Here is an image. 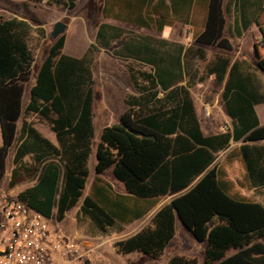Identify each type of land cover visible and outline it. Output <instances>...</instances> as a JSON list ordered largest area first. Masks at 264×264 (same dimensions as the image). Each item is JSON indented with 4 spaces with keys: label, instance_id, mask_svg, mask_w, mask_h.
Returning a JSON list of instances; mask_svg holds the SVG:
<instances>
[{
    "label": "trees",
    "instance_id": "16d2710c",
    "mask_svg": "<svg viewBox=\"0 0 264 264\" xmlns=\"http://www.w3.org/2000/svg\"><path fill=\"white\" fill-rule=\"evenodd\" d=\"M48 1L68 9L78 3ZM194 2L105 0L103 15L162 32L177 20L187 21L181 18V9L187 15ZM226 2L207 0L204 26L194 34L195 42L233 49L225 35ZM233 6L235 30L240 33L255 23L264 43V0H234ZM37 28L28 18L0 13V184L12 152L8 185L34 180L18 193L21 200L58 221L79 205L78 226L86 235L104 238L121 233L126 224L145 217L173 195L135 232L111 241L114 251H139L156 258L175 236L179 219L197 240L206 242L205 264H264V202L232 193L234 183L217 162L219 153L232 142L239 143L228 156L241 155L247 184L264 188V145H258L264 139V124L255 109L264 102V84L243 70L241 60L219 57L210 65L209 73L223 84L231 125L206 134L188 88L168 80L171 67L144 40L126 42L123 55L151 64L153 72L143 74L142 84L129 69L138 94H127L119 122L103 127L96 143L94 179L85 195L95 145L96 80L90 50L73 56L63 52L65 32L54 38L24 100L35 65L30 40L34 35L45 38L44 30ZM108 31L118 37L120 28L102 22L97 30L101 46L111 45ZM255 51L252 67L264 75V57ZM177 64L182 69L180 57ZM31 115L51 125L56 142L34 125ZM107 170L123 191L102 176ZM147 264H198V260L176 254L166 263Z\"/></svg>",
    "mask_w": 264,
    "mask_h": 264
},
{
    "label": "rangeland",
    "instance_id": "374dc122",
    "mask_svg": "<svg viewBox=\"0 0 264 264\" xmlns=\"http://www.w3.org/2000/svg\"><path fill=\"white\" fill-rule=\"evenodd\" d=\"M233 1L227 0L226 2V33L229 35H232L234 31L235 11ZM104 3L105 0H78L75 8L68 9L50 3L48 0H0V13L6 15L15 14L28 18L35 23L39 31L43 29L45 32V38L42 39L38 35H34L30 40V45L35 55V65L32 78L27 84L24 100L28 99L29 88L35 81V72L53 41L52 31L57 21L62 20L68 24V28L65 31L66 41L63 52L80 57L90 50L89 54L92 58V69L96 80V96L94 101L95 145H93V151L88 161L90 176L85 189V195L89 193L94 179L96 143L100 138L103 127L107 124L119 122V113L123 108L121 104L123 96L138 94L137 89L131 81L129 69L133 70L134 74L139 77L138 82L142 84L146 83L143 74L145 72H153L151 64L135 57L123 55L125 54L123 45L126 42L136 44L140 40H144L153 49V52L159 58H162L163 64L171 67L168 80L172 83L176 82L179 88L181 86L188 88L193 98L202 129L206 134L216 133L231 125L222 99L223 84L218 83L215 75L209 73L210 65L213 62L221 56H227L231 60L235 58L240 59L243 70L248 72L255 80H258L261 85L264 84V75L252 67L253 60L256 58L255 50H258L264 57V43L261 39L260 30L255 23L245 30L246 35L242 48L238 44L239 40L234 39L235 47L232 50L208 45L205 49V55L201 57L196 51L197 45L194 41V34L203 28L204 16L206 17V10L201 0H195L187 15L185 14L186 11L181 9V14H183L181 18H188L187 21L177 20L172 25H166L162 32L130 22L109 19L111 17L103 15ZM171 18H174V16L171 15ZM102 22H108L120 28L118 37H112L114 36L113 31L107 32L111 40V45L108 47L101 46L97 42V30ZM178 57H180V61L183 64L182 69L178 64L176 65ZM164 93L163 91L160 95ZM107 97L113 103L110 102L108 105L106 101ZM112 105L116 106L113 107ZM207 106H210L209 114H207ZM260 110L262 111V109ZM30 118L45 136L56 142V135L46 120L36 115H31ZM262 120L264 121L263 115ZM230 150L231 147L219 153L217 162L226 170L227 178L236 183L239 191L241 190L243 193L245 192V194L250 195L247 193L249 192L247 190L249 185L244 177L241 159L237 155L228 156ZM12 156L13 153L11 152L8 160L7 175L0 186L6 189L11 188L15 193H19L24 188L32 185L34 180L28 179L14 187L8 185L12 169ZM102 176L111 181L117 190L123 191L121 183L113 176L110 170L105 171ZM262 193L259 200L264 202V191ZM172 196L161 200L152 212H149L139 220L126 224L121 233L113 234L112 237L116 239L123 238L139 229L148 222L155 210ZM78 207L79 205L67 212L61 225L66 231H78L80 234H85L76 221ZM205 247L206 242L197 240L191 231L177 219L175 236L165 251L156 258L146 257L139 251L117 254L112 247L111 241L106 242L102 249L119 264L166 263L176 254L195 257L198 260V264H205Z\"/></svg>",
    "mask_w": 264,
    "mask_h": 264
},
{
    "label": "built area",
    "instance_id": "2783aa9c",
    "mask_svg": "<svg viewBox=\"0 0 264 264\" xmlns=\"http://www.w3.org/2000/svg\"><path fill=\"white\" fill-rule=\"evenodd\" d=\"M61 223L0 186V264H119L102 249L115 237L69 232Z\"/></svg>",
    "mask_w": 264,
    "mask_h": 264
},
{
    "label": "crops",
    "instance_id": "0c3cea01",
    "mask_svg": "<svg viewBox=\"0 0 264 264\" xmlns=\"http://www.w3.org/2000/svg\"><path fill=\"white\" fill-rule=\"evenodd\" d=\"M201 1H202L203 5H204V7H205V10L207 11V0H201ZM206 11H205V15H206ZM129 18H131V17L129 16ZM204 18H205V16H204ZM109 19L118 20V19H115V18H109ZM118 21H119V20H118ZM121 21H122V20H121ZM225 35L231 39V41H232V43H233V48L235 47V43H234V41H233L234 39H238V40H239L238 44L240 45V48L243 47V40H244L245 35H246L245 30L239 33V31L235 30V28H234V31H233V34H232V35H229V34H227L226 32H225ZM196 45H197V47H196V51H197V53H198L201 57H203L202 53L205 55V49H206V47H207L208 45L200 44V43H197V42H196ZM219 48H220V47H219ZM220 49H224V48H220ZM226 50H227V49H226ZM239 50H240V49H239ZM64 53H65V52H64ZM67 54H68V53H67ZM221 57H227V56H221ZM236 59H237V58L232 59V62H234ZM258 83H259V82H258ZM32 85H33V84H32ZM32 85H31V86H32ZM124 99H125V96L122 97V100H123V101H121V104H122V107H123V108L121 109V111H120L119 114H121V113L126 109V107H127V105H126ZM106 101H107V104H108V105H109L110 102H112V100H111V101L109 100V97L106 98ZM112 103H113V102H112ZM262 105H264V102H263V103H259V104H257V105L255 106L256 112H257L258 117H259L260 124H264V121L262 120V115L264 116V106H262ZM112 106L114 107V106H116V105H112ZM107 107H108V106H107ZM260 109H262V111H261ZM119 116H120V115H119ZM237 144H239V143L232 142V144L230 145L231 149H232L234 146H236ZM258 145H264V139L260 140V141L258 142ZM230 147H228V148H230ZM228 148H227V149H228ZM237 156L241 159V163H242L243 168H244V177L246 178L247 170H246L245 163H244V161H243L241 155H237ZM231 182L234 183V187H233V189H232V193H239V194H241V195H243V196L246 195L248 198L255 199V200H259V199H261L260 197H261V195L263 194L262 192L264 191V188L261 189V188H255V187L249 186L248 189H247L249 192H247V193L250 194V195H247V194H245V192L243 193L241 190L239 191V188L236 186V183H235L233 180H231ZM259 201H261V200H259ZM156 210H157V209H156ZM156 210H155V211H156ZM151 212H152V211H151ZM134 232H135V231H134ZM132 233H133V232H132ZM132 233H131V234H132ZM233 252H234V251H233Z\"/></svg>",
    "mask_w": 264,
    "mask_h": 264
},
{
    "label": "water",
    "instance_id": "95a60500",
    "mask_svg": "<svg viewBox=\"0 0 264 264\" xmlns=\"http://www.w3.org/2000/svg\"><path fill=\"white\" fill-rule=\"evenodd\" d=\"M68 28V24L62 20H59L55 23L53 31H52V38H57L61 34H63L66 29Z\"/></svg>",
    "mask_w": 264,
    "mask_h": 264
}]
</instances>
